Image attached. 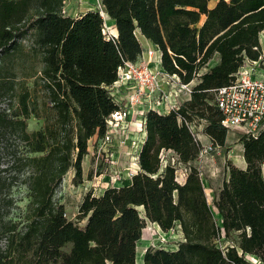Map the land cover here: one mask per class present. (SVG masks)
<instances>
[{
    "label": "trees",
    "instance_id": "trees-1",
    "mask_svg": "<svg viewBox=\"0 0 264 264\" xmlns=\"http://www.w3.org/2000/svg\"><path fill=\"white\" fill-rule=\"evenodd\" d=\"M30 1L0 0V98L11 94L0 109V141L8 142L0 143V264H137L148 221L164 231L180 224L184 239L176 249L148 246L143 264H253L248 254L264 264V129L257 137L240 134L247 166L227 162L213 208L196 162L202 142L185 120L205 119L212 141L226 144L213 89L230 83L245 59L263 55L264 0H102L118 29L110 38L100 9L74 17L63 12L65 0H37L32 11ZM140 35L161 50L164 71L198 82L179 109L146 112L140 170L130 184L87 192L80 225L55 193L71 168L83 179L89 141L105 136L119 107L109 87L121 65L142 55ZM217 53L219 62L201 72ZM26 55L30 65L16 70ZM32 115L44 118L42 128L29 130ZM163 151L189 166L184 182ZM19 185L30 200L15 214ZM234 232L238 238L224 248Z\"/></svg>",
    "mask_w": 264,
    "mask_h": 264
},
{
    "label": "built area",
    "instance_id": "built-area-1",
    "mask_svg": "<svg viewBox=\"0 0 264 264\" xmlns=\"http://www.w3.org/2000/svg\"><path fill=\"white\" fill-rule=\"evenodd\" d=\"M103 30L109 38L118 36L107 23ZM142 55L140 57H143ZM153 55L154 49H149L148 59L140 60L139 57L137 61H126L119 67L118 79L109 87L119 107L107 118L108 129L101 139L102 142L111 143L117 135L120 137L127 135L132 124L130 115L137 117L140 114H146L150 109L161 112L177 110L181 105L177 99L180 94H191V82L184 83L176 74L152 68L150 64ZM262 58L263 55L258 60L245 59L230 83L213 89L212 103L222 111L221 123L229 130L235 129L241 134L254 137H257L264 129V70L260 69L264 67ZM166 83L172 86L169 90L165 88ZM146 103L149 105L148 110L145 107ZM141 105L144 106L140 107ZM185 120L196 137L206 125V120L199 117ZM140 126L144 128L145 123L143 125L141 121ZM123 142L125 139L122 140ZM221 147L213 141L202 144L196 160L202 176L205 160L209 155L218 152ZM162 159L165 164L171 160L176 166L178 181L184 182L190 170L189 166L179 161L178 157L170 151H163ZM179 168L182 169L181 176H184L182 180L179 177ZM136 172H129V174L132 176ZM122 174L123 172H119L116 176L120 179ZM165 232H171L174 237H177L178 244L184 239L180 224ZM222 236L224 237V232ZM223 247L225 248L226 245Z\"/></svg>",
    "mask_w": 264,
    "mask_h": 264
},
{
    "label": "rangeland",
    "instance_id": "rangeland-1",
    "mask_svg": "<svg viewBox=\"0 0 264 264\" xmlns=\"http://www.w3.org/2000/svg\"><path fill=\"white\" fill-rule=\"evenodd\" d=\"M218 0H210L209 5L214 6ZM37 5V0H32L29 2L28 9L30 11L35 10ZM90 9H100L103 15L106 17V20L110 22L109 16L104 11V6L102 4V0H65L63 5V12L66 15L71 16H79L87 10ZM109 25V24H108ZM110 29L111 26L109 25ZM112 30V29H111ZM30 35L27 36L26 39H23V48L25 51L30 50V46L32 44V31L29 32ZM142 36L140 35V39ZM264 49V42H262ZM264 56V51H263ZM26 59V63L22 61H17L14 65L16 70L20 69L21 66L30 65L33 58L26 55L24 57ZM155 59V58H154ZM37 65L41 66L39 58L37 59ZM214 64V58L210 60L209 64ZM9 67V64H5L4 67ZM264 66V65H262ZM205 68L202 69L204 71ZM201 71V72H202ZM34 79L31 78L28 81V84L32 87ZM198 82V79H194L191 83L192 86ZM187 94V93H185ZM11 94L6 93L4 97L0 98V109L8 108L11 101L9 97ZM44 118L36 117L32 115L28 119V128L29 130H35L42 128L44 126ZM204 131V130H202ZM229 132V138L240 137V133ZM119 137L118 135L116 136ZM234 143H230L232 146L231 151L223 149L221 147L218 152H215L212 155H209L205 160L204 166V184L207 186V181L205 179H209L210 177H221L223 176V166L229 161H233L234 164L243 165L238 161L242 156L239 153V139H234ZM0 143H8L6 139L0 141ZM209 144V143H202ZM141 147V143H115V138L111 143H104L101 139H97V136L93 140L89 141V155H87L83 160V179L77 181L75 179V169L71 168L65 175L63 182L58 187L55 193V197L61 202L65 204L66 214L69 218L75 220L80 225L86 223L87 219H82L79 221L78 212L79 205L85 196V194L89 191H93L95 195L100 194L106 186L120 184L131 175L129 172L137 171L138 169V153ZM238 155V156H237ZM237 158V159H236ZM181 168V167H180ZM178 170L180 174L179 177L182 180L183 175L181 176L182 169ZM119 172H123L122 177L119 179L116 174ZM263 174H264V163H263ZM126 181V180H125ZM221 180L218 181L220 183ZM14 195L18 197V204L20 207L15 211V214H21L26 211L27 204L30 200L29 189L26 185H19L14 189ZM212 207L213 199L208 197ZM140 210L143 213L142 208ZM219 217V213H216ZM238 238V232H234L231 235V238L225 239L221 241V245H227L233 243ZM143 244L144 250L146 251L148 246L154 247H166V248H176L178 246L177 237H174L171 232H165L160 226L156 225L154 222L148 221L146 227L143 230L142 238L138 242V246ZM137 246V249H138ZM69 248V246L67 247ZM137 257V256H136ZM144 257V256H143ZM247 258L252 261L253 264H263L260 259H258L254 255H247ZM137 260V259H136ZM144 260H142V264ZM60 264V263H58ZM138 264V260H137Z\"/></svg>",
    "mask_w": 264,
    "mask_h": 264
},
{
    "label": "crops",
    "instance_id": "crops-1",
    "mask_svg": "<svg viewBox=\"0 0 264 264\" xmlns=\"http://www.w3.org/2000/svg\"><path fill=\"white\" fill-rule=\"evenodd\" d=\"M109 19H110V22H108L107 24H109L111 26V29H112V31L114 33L118 34V29H117L115 20L113 18H111V17H109ZM141 38L142 39H140V40H141V42H142V44L144 46V52H143V55H142L143 57H140V60H142L143 58L144 59H148V50L149 49H154V55L152 57V61H151L150 65L154 69H158V70H162L163 71L164 69L163 68L161 69V67H162V63H161V55H162V53H161V50L151 40L147 39L144 36H142ZM263 51H264V49H263ZM219 60H220V54L217 53L214 56V64L210 63L208 65V67H205V70L202 71V72L207 71L209 69V67L217 64L219 62ZM261 61H262L263 65H264V56H263ZM260 69L264 70V67L260 68ZM171 87L172 86L170 84H167V83L165 84V88L167 90H169ZM190 97H191V94L181 93L180 96L177 99L179 100L180 103H183L186 100H188ZM163 105L164 104L162 103V106ZM143 106L144 105H141L140 107H143ZM145 107H146L147 110L149 109V105L147 103H146ZM140 116H141V118H140ZM130 117H131V120H132V122H131L132 124H131V128L129 129V132L127 133V135H124L123 137H120V136L118 138L116 137L115 138V143H117V142L118 143L119 142L122 143V140L125 139L124 143H136V142H138V143H141V145H142V143L145 141L146 136H147V132L145 131L146 130L145 127L143 128V126H140L141 121H142L143 125L145 123V114H140L137 117H134V116L130 115ZM136 119H137V121H136ZM143 131H145L144 135L142 133ZM229 132H234L235 134H237L236 132H239V131L235 130V129L229 130L228 134H227V138H226V144L224 146H222V147L225 150L231 151L232 149H230V148H232L231 147L232 145L230 143H234V141H235L234 139H239L237 143H239V147H238L239 148V153H240V155L242 156V158L244 160V165H238V166L245 168L247 166V162H246L245 157H244L243 142L240 140L239 136H237L236 138H233V137L229 138L228 137ZM198 137H199V139H200V141L202 143H210L212 141V138L205 132V130L204 131L201 130ZM95 138H96V136H95ZM93 139H94V137L92 139H90V140H93ZM137 162H138L137 163L138 164L137 171H139L140 170L139 153H138V161ZM226 165H227V163L223 166V176H222V178L221 177H216V178L215 177H212V178L210 177L209 179H205L207 181V186H205L207 195H208V197L210 196L213 199V201L218 196V193H219V191L221 189V186H222L224 178L226 177V174L228 176V173H226ZM125 180H127V181H125ZM219 180H221L220 183H218ZM131 181H132V176H130V177L128 176L126 179L123 180V182H121L120 184H115V185L120 186V185H124V184H130ZM203 181H204V179H203ZM113 185H110V186H113ZM110 186H106V188H108ZM155 224L160 226L158 223H155ZM176 248H173V249H176Z\"/></svg>",
    "mask_w": 264,
    "mask_h": 264
},
{
    "label": "bare ground",
    "instance_id": "bare-ground-1",
    "mask_svg": "<svg viewBox=\"0 0 264 264\" xmlns=\"http://www.w3.org/2000/svg\"><path fill=\"white\" fill-rule=\"evenodd\" d=\"M106 22L108 23V21L106 20ZM260 40L262 42H264V30L260 33ZM163 67H161L162 69ZM141 118V116H140ZM146 131V130H145ZM145 131H143V135L145 134ZM238 156V155H237ZM237 159V158H236ZM238 161L240 163H242L244 165V160L243 158H239ZM127 181V180H126ZM220 218V216H219ZM220 223H221V219H220ZM143 244L140 243V245L138 246V249H137V260H138V264H142V260H143V256H144V253H145V250H144V247L142 246Z\"/></svg>",
    "mask_w": 264,
    "mask_h": 264
},
{
    "label": "water",
    "instance_id": "water-1",
    "mask_svg": "<svg viewBox=\"0 0 264 264\" xmlns=\"http://www.w3.org/2000/svg\"><path fill=\"white\" fill-rule=\"evenodd\" d=\"M103 14V13H102Z\"/></svg>",
    "mask_w": 264,
    "mask_h": 264
}]
</instances>
